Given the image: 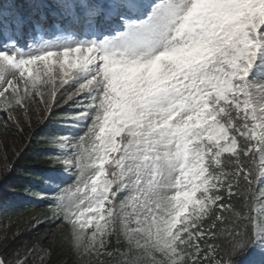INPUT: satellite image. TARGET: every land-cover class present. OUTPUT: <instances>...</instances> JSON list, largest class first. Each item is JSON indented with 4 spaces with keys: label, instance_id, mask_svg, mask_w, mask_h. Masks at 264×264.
<instances>
[{
    "label": "snow or ice",
    "instance_id": "obj_1",
    "mask_svg": "<svg viewBox=\"0 0 264 264\" xmlns=\"http://www.w3.org/2000/svg\"><path fill=\"white\" fill-rule=\"evenodd\" d=\"M53 60L67 87L29 88ZM31 105L58 129L47 174H25L41 187H23L46 208L3 230L0 264H56L63 247L73 264H264V0L0 8V127L23 133ZM45 223L58 231L28 235Z\"/></svg>",
    "mask_w": 264,
    "mask_h": 264
},
{
    "label": "trees",
    "instance_id": "obj_2",
    "mask_svg": "<svg viewBox=\"0 0 264 264\" xmlns=\"http://www.w3.org/2000/svg\"><path fill=\"white\" fill-rule=\"evenodd\" d=\"M53 84H47L49 80L40 81L39 91L43 95H47L49 91L56 88L59 92L61 87H67V85L61 86L60 80L51 78ZM35 105H31L28 112H20L19 115L25 126V131L19 133L14 126L13 121H8L11 125L9 131H5L3 127H0V201L4 202L7 198L13 194L23 193V187L29 185L31 176L25 175L26 173H31L33 176L38 174L47 173L46 167L48 165L40 163L44 158L41 154L42 150L45 149V145L40 143L41 135L48 134L52 132L56 125H46L44 122L39 120L35 112ZM29 113L32 115L29 117ZM12 115H17L16 112L11 113ZM9 113L4 110L0 112V125H3L6 120H8ZM29 119L31 122V127H28ZM5 165L14 169L10 172H5ZM40 226L34 233L28 235H39ZM36 233V234H35ZM58 259L56 264H61L63 260L62 254H58ZM65 264H73V262L67 258Z\"/></svg>",
    "mask_w": 264,
    "mask_h": 264
},
{
    "label": "rangeland",
    "instance_id": "obj_3",
    "mask_svg": "<svg viewBox=\"0 0 264 264\" xmlns=\"http://www.w3.org/2000/svg\"><path fill=\"white\" fill-rule=\"evenodd\" d=\"M41 2L44 3L43 0H41ZM51 3L55 4L52 1ZM51 3H48V5H50ZM44 38L50 39L51 35L49 33H45ZM36 42L37 41L34 36L30 37L28 34H25L19 38L18 46L26 50L29 44H35ZM65 69H66V72L63 78L69 79V77L71 76V73L74 72L75 70L74 69L68 70L67 65H65ZM49 73H52V75L56 77H61L58 61L53 60V62L49 65H45V63L42 61L36 62V64L30 66V68L27 71H25L23 79L28 81V86L30 88L33 81H36L38 77L42 75H48ZM8 78L13 79L14 85L19 84L20 94L22 95L25 90V86L23 83H21V77H20L19 72L16 73L15 77L9 76ZM10 94H11V89H9V93H7L6 95H10ZM1 109L2 107H0V110ZM57 130L58 129L54 131H57ZM45 137H42L41 140H43ZM41 154L43 155L45 154L44 150L42 151ZM32 184L30 185L31 187H32ZM40 187L41 186L36 187L35 185H33L32 188L33 190H39ZM23 195H24L22 196L23 198L22 197H12L11 199H8L7 201L3 202V204H1L2 201H0V234H3V230L5 228L9 230V234L15 231L16 223L21 214H24L26 217H34L39 212L45 210L46 204L44 202L39 201L37 198L27 193L26 195L25 194ZM42 226H46V228L44 229V231H42L43 228L39 229L38 236L48 233L49 229H51V231L53 232L58 231L55 225H48L45 223ZM50 239H51V236L49 235V240ZM44 246H47V243H45ZM53 247H57V245H53ZM58 254H62V256L64 257L61 264H65L67 258H69L73 262V257L71 255L70 247L58 248Z\"/></svg>",
    "mask_w": 264,
    "mask_h": 264
}]
</instances>
